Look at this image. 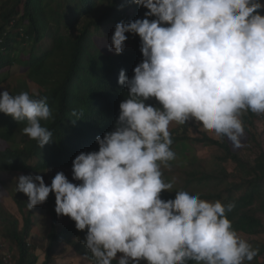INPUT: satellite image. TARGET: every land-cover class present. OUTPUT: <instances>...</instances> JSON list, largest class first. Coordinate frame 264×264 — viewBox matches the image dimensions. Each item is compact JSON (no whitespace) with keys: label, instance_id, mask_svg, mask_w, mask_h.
Instances as JSON below:
<instances>
[{"label":"clouds","instance_id":"clouds-1","mask_svg":"<svg viewBox=\"0 0 264 264\" xmlns=\"http://www.w3.org/2000/svg\"><path fill=\"white\" fill-rule=\"evenodd\" d=\"M143 19L115 25L108 51L120 55L127 34L140 39L143 60L129 78L114 130L96 137L98 151L72 162V181L57 172L20 175L15 191L32 210L55 196V213L75 222L91 264H251L254 248L233 228V203L173 191L162 166L176 159L169 131L189 121L241 146V116L264 115V3L261 0H131ZM158 102L159 107L147 103ZM0 113L24 122L23 135L42 149L53 141L48 98L0 92ZM73 110L69 121L82 119ZM175 193L163 200L161 193Z\"/></svg>","mask_w":264,"mask_h":264},{"label":"trees","instance_id":"trees-1","mask_svg":"<svg viewBox=\"0 0 264 264\" xmlns=\"http://www.w3.org/2000/svg\"><path fill=\"white\" fill-rule=\"evenodd\" d=\"M146 11L131 0H1L0 92L46 96L54 117L44 122L53 132V141L40 149L23 135L24 122L0 113V186L20 214L11 213L0 198V238L10 244L15 264H53V256L62 246L91 264L82 243L86 230L78 231L70 218L57 216L54 194L30 211L28 198L15 191V180L20 175H41L50 185L56 173L63 172L69 181L78 183L72 181L73 160L81 152L99 150L96 137L114 130L119 104L127 98V88L118 84L120 71L131 78L143 60L140 39L133 34L126 33L120 55L109 52L113 35L109 28L121 21L143 19ZM147 103L159 107L154 99ZM74 109L82 110L83 117L73 124L69 118ZM254 119L258 115H243L245 130ZM169 131L176 159L161 170L166 182L175 181L173 191L233 203L228 219L238 234L264 235V151L249 160L234 151L226 138L191 137L188 124L180 131ZM195 143L218 148L222 156L201 159L193 153ZM227 162L235 165L233 171ZM176 164L180 170L171 169ZM161 198L174 199L175 193H161ZM35 228L46 240L43 263L39 251L44 247L33 239ZM248 242L259 249L251 264H264V243ZM0 264H8L2 253Z\"/></svg>","mask_w":264,"mask_h":264},{"label":"rangeland","instance_id":"rangeland-1","mask_svg":"<svg viewBox=\"0 0 264 264\" xmlns=\"http://www.w3.org/2000/svg\"><path fill=\"white\" fill-rule=\"evenodd\" d=\"M0 6H1V0H0ZM114 26H110L109 33H114ZM15 72V71H14ZM20 72V71H19ZM247 113L242 114L241 120L243 118V115H246ZM243 121V120H242ZM189 125V135L191 137H202L203 135H207L210 138H213L215 140H219L220 138H216L213 135L209 133H205L200 130L199 126L195 125L194 122L189 121L187 123ZM244 126V122H243ZM183 126L172 124L169 128V130H182ZM245 130V129H244ZM228 141V140H227ZM229 142V141H228ZM231 144V142H229ZM232 145V144H231ZM0 147H2V144L0 142ZM261 147V148H259ZM194 150L193 153H195L199 158L205 159L207 161L213 160V158L217 156H222L221 151L218 148L215 147H205L201 144H196L193 146ZM232 148L237 153H240L244 158L249 160H254L260 150L262 152L264 151V115H258V119H254L253 124L248 126L247 130L244 131V136L241 138V146L239 148L234 147L232 145ZM226 166L230 171H233L235 169V165L231 162H227ZM172 170H180L181 167L179 165H175L171 168ZM0 198L4 200V203L6 205V208L16 216L20 217L18 208L16 207L15 203L10 199L7 198L4 190L0 186ZM264 220V216H261ZM243 239L249 240H259L264 243V235L261 237H249L242 234H239ZM33 239L39 240V243L41 245L42 250L39 251L41 261L40 263H43L45 260V247H46V240L43 239L42 232L35 228L33 231ZM10 244L7 243L4 239L0 238V253L4 256V260L6 258V262L8 264H15L14 257L11 256L14 255L12 251L10 250ZM53 264H90L86 258L78 256L72 249L67 248L65 246L60 247L56 253L53 256Z\"/></svg>","mask_w":264,"mask_h":264}]
</instances>
